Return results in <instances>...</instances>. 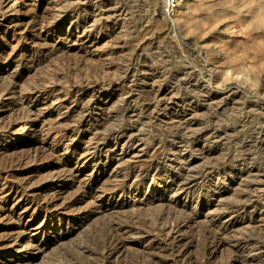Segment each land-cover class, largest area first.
<instances>
[{"label":"bare ground","instance_id":"obj_1","mask_svg":"<svg viewBox=\"0 0 264 264\" xmlns=\"http://www.w3.org/2000/svg\"><path fill=\"white\" fill-rule=\"evenodd\" d=\"M47 1L52 5L49 18L35 20L32 18L35 12L26 0H0V35L2 38L11 35L15 48L31 47V54L18 61L11 54L0 56V65L17 62V68L38 64L41 59L45 61L54 52L44 49L38 41L57 37L65 23L67 32L76 33V47L88 52L89 59L53 66L55 71L41 77L39 83L32 82L30 87L19 86V78L0 83V101L7 95L24 104L16 111L15 119L0 121V137L14 133L19 126L26 133L28 123L44 115V111L36 107L38 103L56 121L68 122L65 128H51L46 133L34 126L29 135L43 134L61 149L57 151L36 143L19 147L20 152L0 164V182H8L17 168L43 160L45 152L52 161L64 159L60 166L46 164L37 170L50 171L49 181L76 180L81 172V167L76 166L79 160L80 166L91 167L89 175L95 178L89 182L76 181L69 188L73 191L71 200L60 208L56 202L61 197L55 195L49 185L39 183L28 192L23 183H11L7 190L0 191L1 210L15 214L33 205L35 210H57L41 224L55 225L62 234L69 231L80 211L87 219L91 217V209H76L83 195L119 206L130 202L123 220L105 222L104 236L94 243L97 259L84 261L79 255L91 247L83 245L76 250L78 254L55 258L49 264H214L213 260L222 256L226 248L230 252L225 253L229 252L230 257L225 264H252L253 261L264 264V251L260 247L250 249L242 239L246 230L259 228L258 223L264 222V103L245 96L238 83L230 81L232 71L227 70L222 78L213 75L207 63L198 65L199 68L185 63L171 66L169 58L162 56V62L157 61L160 65L156 66L159 46L155 42H144L132 47V52H124L127 49L124 44L112 39L113 35L124 32L128 22V7L119 0L102 3L106 8L95 13L84 12V9L73 11V0ZM229 7L238 14L242 23V29L238 27L240 31L254 37L253 41L252 36L250 38L252 48V43H256L259 53H263L264 0H181L176 22L188 33L202 36L221 27L220 14ZM12 11L20 16L9 17ZM97 16L104 17L103 25L92 28ZM174 24L170 23L169 28ZM102 41L104 47L100 45ZM193 43L187 45L192 47ZM194 44L195 48H200L199 44ZM117 53L125 59L118 62L117 58V62H113L111 58ZM230 55L231 61L240 58L237 53ZM105 56L110 62H101ZM262 96L264 98V90ZM26 100L35 101V107L29 108ZM208 109L216 115L231 111L235 120L222 127L206 125L202 116ZM73 160L75 164L71 166ZM106 170L109 184L99 185V177ZM45 193L51 196L40 201ZM28 195L36 197L28 202L23 199ZM179 202L183 203L182 208L177 207ZM60 213L68 220L63 222ZM200 216L203 220H199ZM200 224L206 230L205 244L198 257L192 253L195 244L192 233ZM32 229L37 230L36 225L24 226L15 235L0 239V250L15 246L18 238ZM56 237L58 235L52 236L51 241ZM126 238L143 244L145 255L124 254ZM18 246L21 251L40 250L39 244L29 242Z\"/></svg>","mask_w":264,"mask_h":264},{"label":"rangeland","instance_id":"obj_2","mask_svg":"<svg viewBox=\"0 0 264 264\" xmlns=\"http://www.w3.org/2000/svg\"><path fill=\"white\" fill-rule=\"evenodd\" d=\"M75 1L76 0L72 1L73 11L77 9H81V10L84 9L83 10L84 12L85 11L87 12V10L88 11L90 10L89 12L95 13V12H98L99 10H100L99 12H102L103 8L105 7V5H103L102 3L105 4L108 0H89V1L81 0L82 3L79 0L76 2ZM83 1H85L86 3ZM93 1H96V2H93ZM99 1H102V2L99 3ZM119 1H121L122 4H125L126 8L128 7L126 10L128 11L129 18L127 17L128 22L126 24L127 27H125L126 29L124 30V32H121L118 35L115 34L113 35L115 37L113 38L111 37V38L112 39L115 38L118 42H120V45H122V43L124 44L123 45L124 48H127L125 49L126 51L124 50V52L126 53L132 52L135 47L141 46L144 42L145 43L155 42V44H158L159 46L157 54L155 55V57H157L155 60L156 66L157 64L160 65L159 63L162 62L160 61V59L164 57L166 59L169 58L168 62L171 63L170 64L171 66H181V64L182 65L189 64L190 66H192V64L193 65L196 64V67L199 68L200 65L208 64L207 67L209 68L211 67L212 69L210 71L214 72L212 74L213 75L217 74V76L222 77V78L227 75L226 74L227 70L232 71L233 73H232V77H230V81L234 82L235 84L238 83L240 90H242V92L245 93V96H249V97L251 96L250 98H253V99L256 98V100H259L262 103H264V98L262 96V92L264 90L263 88L264 87V52L259 53V51L256 48V43L254 44L252 43L254 47L252 48L251 42L253 41L254 37L249 33H246L244 31L242 32V30L240 31L242 23L240 22V20H238V14L236 13V11H234L232 7H229L228 9H223V12L220 14L221 15L220 20L222 21H219V25L221 27L218 26L215 30L209 32L208 34L206 33L205 35L201 36L195 33H188L183 28L182 25L177 24L176 22L177 11L179 9V4L181 0H177V6L173 14L170 17H167L163 14L161 0H128V1L119 0ZM26 3L28 7H31L33 9V12H35L32 16V18H34L35 20L40 19V17H42L41 19H43V17L44 19L49 18L48 16H49V13L51 12L52 5L47 0H26ZM90 3L92 6L90 5ZM14 14L15 12L12 11L8 13V16L9 17H19L20 16L18 12L15 15ZM99 17L97 18L98 20L96 24L95 22L94 23L91 22L92 25L94 24L92 28H94L97 24L103 23L102 18L104 17L102 16L101 18L102 20ZM172 22L175 23L176 25L174 24L175 26L172 27L171 29V27L169 28V26H170V23ZM91 23H89L90 26H92ZM66 26L68 27L67 23L61 26L62 30H60L59 35L57 37H54V38L47 37V38H44L38 41V43L44 49H46L47 51L54 52L51 55V57L50 56L49 58L47 57L48 59L45 58V61L44 59H41L42 62L39 61L38 64L34 63V65L32 66L24 65V66H19L17 68H15L17 62L2 63L0 65V83L4 84L6 83V81L11 80L12 78H19V86L21 87L25 86V88L30 87L32 82L33 84L34 82L35 84L39 83V80L41 81L42 78L47 76L49 73L55 71L56 70L55 67L57 65L62 66V64L64 63L66 64L67 61L68 63H73L75 62V60H78L81 58L89 59L88 52L85 53L81 48L76 47L74 43L76 39V33L71 30L67 32ZM147 34L149 37L147 36ZM152 34L155 36H153ZM251 36H252V41L250 39ZM103 42L104 41H102L100 45L102 44L103 46ZM188 42H190V44L193 42L197 43L199 44L200 48H197V47L195 48L194 43L192 44V47H189L190 44L187 45ZM102 46L101 48L103 49L104 46L103 47ZM231 47L233 50L231 49ZM30 48L31 47H25L24 45H20L19 47L15 48L14 43H13V37L11 35H5L3 38H2V35H0V56H3L4 54H5L4 56H8L11 54V55H14L15 60L18 61L20 60L21 57L31 54ZM188 48H192V49H188ZM104 49H108V48H104ZM237 49L239 50V52L241 50V52L239 53ZM235 50L237 53V58L239 56L240 58H238V60L236 61H231L230 54L234 55ZM153 52H156V51H153ZM163 52L166 54H164ZM243 52L246 54H243ZM236 53L234 56H236ZM238 53L240 55H238ZM118 54L119 53L114 54L112 56L113 58L111 59L113 60V62H117V58H118V62H120V60L125 59V58L122 59V57H120L121 55H118ZM34 56L36 57V55ZM160 56H162V58H160ZM196 56L197 58L199 57V60L196 58ZM105 57L101 58V59H104V60H101V62H104V63L110 62L111 59L109 60V58L107 59V57L106 58ZM210 60L213 62H211ZM94 62L95 60H93V63ZM24 102L31 109L34 108L35 107L34 105L36 104L35 101L26 100ZM38 104L36 105V107L37 108L39 107V109H42V111H44L43 112L44 115L41 114L40 116L36 118V121L32 123H28L27 125L28 129L26 130V133L23 130L24 128H22V126H19L15 128L14 133L10 135H6L4 137H0V164L3 162L5 158L12 157L14 156V153L16 154L17 152H20L19 147L23 145L26 146V145H31V144L36 143L37 146L51 147L57 151L61 149V148L58 149V147L52 142L51 138L45 137L43 136V134L39 135L38 133H36L35 136L29 135L30 131L34 128V126L36 128H39L38 130H41L43 133H46L51 128L63 129L65 128V125H67L68 123L67 121H64V122L56 121L55 117H53V115H51V113L48 110L44 109V107L40 103ZM23 105L19 103V100H17L16 98L12 96H7V95L4 96L3 99L0 101V121H9V120L15 119L16 113L19 111V108H21V106ZM206 112L208 114L205 113L204 111L205 115L202 116V119L204 118L203 122L206 125H208L209 123L211 124V126L219 125L218 127L220 126L222 127L226 124L228 125V124L233 123L235 120V115L233 114V112L231 113V111L224 112L221 115L219 113H218L219 115L214 114L215 112L212 109H208ZM233 116L234 118H232ZM232 119L234 120L232 121ZM228 121H230L231 123ZM153 132H155V128L153 129ZM47 153L48 152H45V156L42 158L43 160L37 163H33V164H29V165L17 168L16 169L17 172L12 175V178L10 177L11 179L8 182H2V181L0 182V191L3 192L9 188L11 183L18 182V183H23L26 187V190L29 192L34 189V186H36V184L45 183L50 186V189H52L51 191L54 192L55 195H57L58 197H61L60 200L56 202V205L58 206V208H60L61 206H63L64 203H67L68 201L71 200L73 191L69 190V188H72L77 182H84V181L89 182L91 179L95 178V177L91 178V176L89 175L91 172V167L85 164L83 166H80L82 164L79 160L76 166L81 167V172L76 180L66 181L63 183L49 181L47 178H48V175H50L51 173L50 171L37 172V170H39L40 167L46 164H55V165L60 166L64 164V159L52 161L47 156ZM258 161H260V159ZM74 164H75V160L72 161V164L70 163L71 166H73ZM108 173H109L108 170H106L104 174L99 177V180H98L99 185L102 184L104 186L105 183H106L105 185L109 184L107 183L108 179H106L109 177L107 176ZM49 196L51 195L45 193L40 196L39 200L42 201L43 199H48ZM33 197L35 198L36 195L35 196L28 195L27 197H23V199L25 201L30 202V200H32ZM141 197L142 196L140 195V198ZM182 204H183L182 202H179L177 204V207L182 208L183 207ZM129 205H130L129 201L123 204L122 206H119V204L117 203L109 204L107 200L91 197L90 195H83L80 198V202L77 204L76 209L79 210L83 207H85L86 209H91V212H92L91 217L87 219L86 215H83L82 214L83 212L80 211V213L77 214L74 220L71 222L69 231H64L62 232V234H59L55 225L52 226L50 223H47V222L44 224H41L42 220L45 217L51 216L52 213H55V211L57 210H53L54 212L46 211L44 208H38L35 210L34 209L35 206L33 205L32 208L27 209L25 211L23 210L20 213L16 212L15 214H13V212H9L13 214L10 216L8 215L9 213H7V211L3 212L1 210L2 204L0 203V239L9 237L11 235H15L19 231V229H22V227L24 226H28V225L35 226L36 225L37 227V230L32 229L30 233L21 235L18 238V244H16L15 246H11L8 249L0 250V264H6V263L7 264L8 263L9 264H18V263L27 264L26 262L30 264H49L50 261H52L55 258L65 256L67 254H73V255L78 254L77 251L79 250V247L83 245L90 246L91 249L85 250L79 256L84 261H93L99 257L98 253L94 250L95 249L94 243L96 242L95 240H100L104 236L103 227H104L105 222L110 219L120 218L123 220L125 216L124 213L126 214L127 210L129 211V208H130ZM8 206L9 208H11V203ZM102 210H104L105 213H103ZM12 211H13V208H12ZM59 217L62 219L63 222L68 220L67 216L64 213H60ZM201 218H203V216H200L199 220H203ZM199 227H197V229L199 230L195 229L196 231L192 233L194 235L193 243L196 244V245L193 244L194 248L192 250V253L196 254V256L198 257L202 250L201 248L203 247V244H205V233L204 232L206 230V228H202L203 227L202 224H200ZM257 227L259 228H256V229L254 228L255 230L254 229H249V231L246 230V232H244L245 234L243 235L242 239H244L243 241L250 247V249L251 247L252 249H255V247H260L261 250L264 251L263 250L264 249V232H263L264 222L258 223ZM72 232H76V233L72 234ZM33 234H36V235H33ZM55 235L56 236L58 235V237H56L55 241H51V237ZM27 242H29L31 245L39 244L40 250L34 251L32 249H28L27 251L26 250L21 251L18 245H21ZM125 242H126V245H125L126 247L124 249V254H127L130 257H142L145 255V249L143 247V244L138 243L133 238H126ZM226 250L228 249L226 248L223 251L222 256L218 255L220 258L217 257L218 258V259L216 258L217 260L216 259L213 260L214 264H225V260H227L230 257V253H229L230 251L229 250H228L229 252L227 251L229 253L228 254V253H225ZM251 263L257 264L254 261Z\"/></svg>","mask_w":264,"mask_h":264},{"label":"built area","instance_id":"obj_3","mask_svg":"<svg viewBox=\"0 0 264 264\" xmlns=\"http://www.w3.org/2000/svg\"><path fill=\"white\" fill-rule=\"evenodd\" d=\"M161 3L163 14L170 17L177 6V0H161Z\"/></svg>","mask_w":264,"mask_h":264}]
</instances>
